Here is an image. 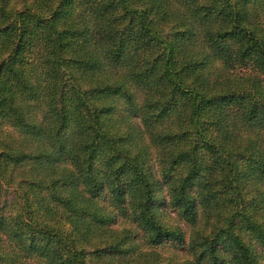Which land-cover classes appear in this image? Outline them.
I'll list each match as a JSON object with an SVG mask.
<instances>
[{"label": "trees", "instance_id": "trees-1", "mask_svg": "<svg viewBox=\"0 0 264 264\" xmlns=\"http://www.w3.org/2000/svg\"><path fill=\"white\" fill-rule=\"evenodd\" d=\"M0 264H264V0H0Z\"/></svg>", "mask_w": 264, "mask_h": 264}, {"label": "rangeland", "instance_id": "rangeland-1", "mask_svg": "<svg viewBox=\"0 0 264 264\" xmlns=\"http://www.w3.org/2000/svg\"><path fill=\"white\" fill-rule=\"evenodd\" d=\"M172 214H173V213H172ZM168 248H171V247H168ZM161 249H163L162 251L165 253L164 249H166V247H164V248H161Z\"/></svg>", "mask_w": 264, "mask_h": 264}]
</instances>
